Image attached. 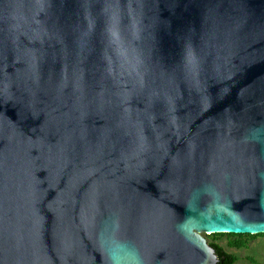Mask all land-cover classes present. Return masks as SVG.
Wrapping results in <instances>:
<instances>
[{
  "label": "water",
  "instance_id": "95a60500",
  "mask_svg": "<svg viewBox=\"0 0 264 264\" xmlns=\"http://www.w3.org/2000/svg\"><path fill=\"white\" fill-rule=\"evenodd\" d=\"M213 234H264V0H0V264Z\"/></svg>",
  "mask_w": 264,
  "mask_h": 264
},
{
  "label": "trees",
  "instance_id": "16d2710c",
  "mask_svg": "<svg viewBox=\"0 0 264 264\" xmlns=\"http://www.w3.org/2000/svg\"><path fill=\"white\" fill-rule=\"evenodd\" d=\"M259 235H235V234H213L205 236L210 245L215 249V252L219 258L218 264H237L238 257L230 252L233 250H241L247 248L252 241H254ZM226 240V244H221V241ZM229 249V250H228ZM248 264H260L253 257L246 259Z\"/></svg>",
  "mask_w": 264,
  "mask_h": 264
},
{
  "label": "rangeland",
  "instance_id": "374dc122",
  "mask_svg": "<svg viewBox=\"0 0 264 264\" xmlns=\"http://www.w3.org/2000/svg\"><path fill=\"white\" fill-rule=\"evenodd\" d=\"M221 244L225 245L226 240L224 239L221 241ZM230 252L234 253L238 257L239 261L237 264H248L246 259L249 257H253L260 264H264V236H257L250 246L245 249L233 250Z\"/></svg>",
  "mask_w": 264,
  "mask_h": 264
},
{
  "label": "clouds",
  "instance_id": "9594fccd",
  "mask_svg": "<svg viewBox=\"0 0 264 264\" xmlns=\"http://www.w3.org/2000/svg\"><path fill=\"white\" fill-rule=\"evenodd\" d=\"M113 264H119V258L113 253L112 255Z\"/></svg>",
  "mask_w": 264,
  "mask_h": 264
},
{
  "label": "flooded vegetation",
  "instance_id": "af4514ba",
  "mask_svg": "<svg viewBox=\"0 0 264 264\" xmlns=\"http://www.w3.org/2000/svg\"><path fill=\"white\" fill-rule=\"evenodd\" d=\"M252 242H253V241H252ZM252 242H251V243H252ZM251 243H250V244H251ZM249 246H250V245H249ZM218 259H219V258H218ZM218 263H219V262H218Z\"/></svg>",
  "mask_w": 264,
  "mask_h": 264
}]
</instances>
